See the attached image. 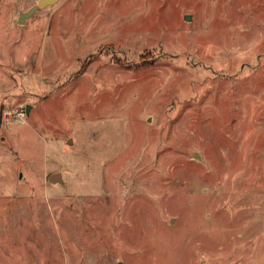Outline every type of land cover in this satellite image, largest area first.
Listing matches in <instances>:
<instances>
[{"label":"rangeland","instance_id":"obj_1","mask_svg":"<svg viewBox=\"0 0 264 264\" xmlns=\"http://www.w3.org/2000/svg\"><path fill=\"white\" fill-rule=\"evenodd\" d=\"M35 6L0 0V264H264V0Z\"/></svg>","mask_w":264,"mask_h":264},{"label":"water","instance_id":"obj_2","mask_svg":"<svg viewBox=\"0 0 264 264\" xmlns=\"http://www.w3.org/2000/svg\"><path fill=\"white\" fill-rule=\"evenodd\" d=\"M56 2V0H37V6L35 7H32L30 10H28L27 12L25 13H21L19 15V23H23L25 18H27L28 16H30L37 8H44L48 5H52ZM188 19V18H187ZM30 109V106H26L25 110H26V113H28ZM56 178H58V174H54V175H51L48 177V180L50 182H55Z\"/></svg>","mask_w":264,"mask_h":264},{"label":"crops","instance_id":"obj_3","mask_svg":"<svg viewBox=\"0 0 264 264\" xmlns=\"http://www.w3.org/2000/svg\"><path fill=\"white\" fill-rule=\"evenodd\" d=\"M51 175H53V174H51Z\"/></svg>","mask_w":264,"mask_h":264}]
</instances>
